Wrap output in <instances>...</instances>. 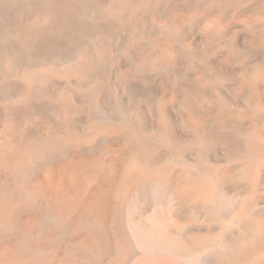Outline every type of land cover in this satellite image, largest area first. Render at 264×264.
Wrapping results in <instances>:
<instances>
[{
	"label": "bare ground",
	"instance_id": "bare-ground-1",
	"mask_svg": "<svg viewBox=\"0 0 264 264\" xmlns=\"http://www.w3.org/2000/svg\"><path fill=\"white\" fill-rule=\"evenodd\" d=\"M0 264H264V0H0Z\"/></svg>",
	"mask_w": 264,
	"mask_h": 264
}]
</instances>
